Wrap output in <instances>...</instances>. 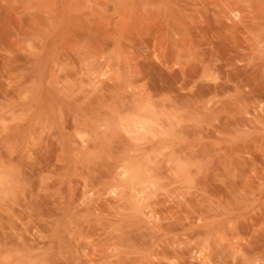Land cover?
Here are the masks:
<instances>
[{"label": "rangeland", "instance_id": "374dc122", "mask_svg": "<svg viewBox=\"0 0 264 264\" xmlns=\"http://www.w3.org/2000/svg\"><path fill=\"white\" fill-rule=\"evenodd\" d=\"M0 264H264V0H0Z\"/></svg>", "mask_w": 264, "mask_h": 264}]
</instances>
